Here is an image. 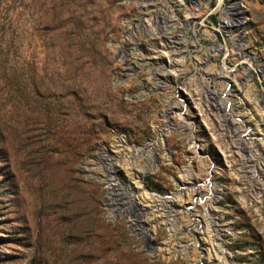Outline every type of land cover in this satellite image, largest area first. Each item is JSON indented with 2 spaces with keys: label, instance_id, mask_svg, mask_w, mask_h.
I'll list each match as a JSON object with an SVG mask.
<instances>
[{
  "label": "rangeland",
  "instance_id": "1",
  "mask_svg": "<svg viewBox=\"0 0 264 264\" xmlns=\"http://www.w3.org/2000/svg\"><path fill=\"white\" fill-rule=\"evenodd\" d=\"M0 264H264V0H0Z\"/></svg>",
  "mask_w": 264,
  "mask_h": 264
},
{
  "label": "bare ground",
  "instance_id": "2",
  "mask_svg": "<svg viewBox=\"0 0 264 264\" xmlns=\"http://www.w3.org/2000/svg\"><path fill=\"white\" fill-rule=\"evenodd\" d=\"M151 6V4H149V7ZM199 16V14H197L196 15V17H198ZM190 18V17H189ZM184 21L186 20V17H184V19H183ZM225 25V24H224ZM127 62H128V60H127ZM129 65V64H128ZM163 72V71H162ZM164 117H165V115H164Z\"/></svg>",
  "mask_w": 264,
  "mask_h": 264
}]
</instances>
